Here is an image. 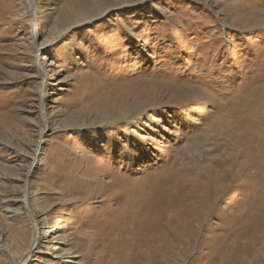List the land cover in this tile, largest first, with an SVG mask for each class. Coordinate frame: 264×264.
I'll use <instances>...</instances> for the list:
<instances>
[{"label": "rangeland", "instance_id": "rangeland-1", "mask_svg": "<svg viewBox=\"0 0 264 264\" xmlns=\"http://www.w3.org/2000/svg\"><path fill=\"white\" fill-rule=\"evenodd\" d=\"M33 1L0 0V264L28 212L23 264L100 250L105 164L143 182L182 166L209 197L131 264H264V0Z\"/></svg>", "mask_w": 264, "mask_h": 264}, {"label": "bare ground", "instance_id": "bare-ground-1", "mask_svg": "<svg viewBox=\"0 0 264 264\" xmlns=\"http://www.w3.org/2000/svg\"><path fill=\"white\" fill-rule=\"evenodd\" d=\"M30 2L32 9H35V1L30 0ZM96 170V172L107 176L103 182L98 183L99 190L97 194H94L95 197L100 198L98 202L102 204V211H98L103 217L100 221L95 220L96 233L94 232V237L88 240V245L94 238L96 246H100V250L92 252L95 254V258L89 260L92 253L85 249L84 264H131L130 260L134 258V253L139 258L142 257L143 254L139 252H145L146 248L144 250L143 248L146 244L160 246L167 237L166 232L172 231L174 227H177L178 231L192 229L193 226L201 223L209 213V197L207 198L206 190L193 183L186 185L190 180H186L182 176L185 174L182 166H166L164 169H160L161 171L154 178H150L146 182H143L141 178L131 180L126 175L119 174L117 170L110 169L107 164L98 166ZM193 186L201 190V193L196 197L200 205L199 210L193 209L195 205L191 209L188 203L190 197L186 191ZM82 192L83 197L91 198L89 193L91 191L83 189ZM194 195L192 198L195 197ZM28 213L32 233L28 234L24 231L20 233L18 239H25L26 247L24 246L25 248H22V251L18 253V258H12L11 264L25 263L37 248L41 236L40 227H38L34 216L30 212ZM97 218L99 219V217ZM177 222L180 223L178 226ZM49 231L42 229V234H47ZM78 244L80 243L78 242ZM70 249L64 248L62 252L60 251L59 256L62 257V260L63 257L71 258L73 252ZM139 258L138 262H140Z\"/></svg>", "mask_w": 264, "mask_h": 264}]
</instances>
